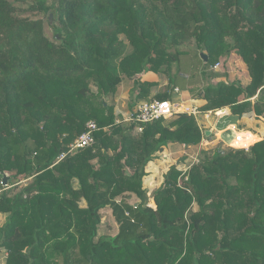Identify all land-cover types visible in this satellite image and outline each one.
Returning <instances> with one entry per match:
<instances>
[{
    "label": "trees",
    "instance_id": "trees-1",
    "mask_svg": "<svg viewBox=\"0 0 264 264\" xmlns=\"http://www.w3.org/2000/svg\"><path fill=\"white\" fill-rule=\"evenodd\" d=\"M27 7L0 0L5 264H264V140L247 150L201 149L188 182L178 186L172 166L148 197V163L170 144L199 145L204 134L185 112L138 132L117 123L121 115L106 102L129 88L133 112L142 101L169 100L175 87L194 91L200 83L190 56L209 71L236 54L249 83L203 85L200 110L264 119V0H34ZM31 12L52 15V38L43 20L26 17ZM174 67L180 74L172 78ZM149 74L166 79L162 92L152 94L159 81ZM90 121L94 144L56 162ZM106 210L114 235H99Z\"/></svg>",
    "mask_w": 264,
    "mask_h": 264
},
{
    "label": "crops",
    "instance_id": "crops-1",
    "mask_svg": "<svg viewBox=\"0 0 264 264\" xmlns=\"http://www.w3.org/2000/svg\"><path fill=\"white\" fill-rule=\"evenodd\" d=\"M190 56V59L187 60V63L194 64V66L197 69V74L199 76V83L198 86H193V88H196L194 91H190L191 86H189V89H182L180 86L175 87L179 90L178 93L173 91L171 92L170 99L181 103L182 107L186 108H194L198 109L200 112L197 116H195L196 122L199 125L201 132L204 134V138L208 141V144L204 148L199 149V145L197 146H185L190 147V150L188 151H197V149H207L209 147H214L217 145H220L222 148H229L230 145L234 143L236 138H239L235 141L236 147H244L251 142L248 147L245 148H239V149H245L247 150L250 146H252L254 143L264 140V119L262 117H257L253 113L244 114L242 116H234L231 114L229 108H224L225 115L223 117H216L215 115L206 116L203 111L200 109L205 105V100H203V93L198 91L203 87V85H214L219 82H223L225 84H230L233 82H240L242 85H247L249 83V76L247 73V69L245 64L241 61V59L236 55L232 54L230 58L224 63L222 62V65H225V68H222V65L217 69L209 70V71H203L202 65L198 62L197 59ZM203 73H205V79L203 77ZM184 77L187 79L188 75L184 73ZM149 81L157 82L159 81V86L153 90V95L162 92L165 88V85L167 84V81L165 78L157 77L153 74H149L148 78ZM125 91L126 99L123 101V104H120L117 99H114V104L116 112L121 115L122 119H124L129 113H131V110L128 108V100H129V88L125 89L122 87L120 90V93ZM255 99V98H254ZM252 99V100H254ZM138 104V103H137ZM133 106V110L135 109L136 105ZM224 125L223 127L219 128V125ZM208 132V135L206 133ZM228 133L231 134L232 139L230 141H226L224 139V136ZM245 138V139H243ZM202 139V140H203ZM184 146L182 145H168L162 152H164L167 155L166 160H161L160 153L156 155V157L148 163L146 166V176L143 178V185L142 188L146 191V193H149V196L153 193V191L157 188H159L163 183V177L168 172L170 167H172L174 164L178 162V158H176V155L180 153V151L183 149ZM161 152V153H162ZM170 154V155H169ZM150 166V167H149ZM149 168V169H148ZM155 168L156 173L161 175V180L157 187L154 188L152 182H148V178L150 176L154 178L156 176L154 174L153 169ZM158 176H156L157 178ZM135 197L130 196L127 197L126 200L129 203H132L134 201ZM135 203V202H134ZM137 203L134 204L136 206ZM195 209V208H194ZM65 214V211H64ZM105 219H103V224L105 223V220H108L110 222L109 224L114 223L112 219L110 218V210H106L104 212ZM5 214H0V228L3 226L6 220ZM107 218V219H106ZM115 225V224H114ZM6 260V252L2 249H0V264H5Z\"/></svg>",
    "mask_w": 264,
    "mask_h": 264
},
{
    "label": "built area",
    "instance_id": "built-area-1",
    "mask_svg": "<svg viewBox=\"0 0 264 264\" xmlns=\"http://www.w3.org/2000/svg\"><path fill=\"white\" fill-rule=\"evenodd\" d=\"M219 66L220 63H217L211 69L212 70L217 69ZM174 92L178 93L179 90L175 88ZM224 111L225 109H218L214 111L204 112V114L206 116L215 115L216 117H223L225 115V113H223ZM183 112L187 113L188 115H192L194 117L200 113L198 109L182 107L181 103L175 102L171 99L165 101H157V100L142 101L136 105L133 112L129 113L122 121H117V123L120 122L132 123L136 126L137 131L141 132L143 126L147 124H151L162 118H172L177 114ZM96 130H97V126L94 122L90 121L86 123L85 130L80 135L77 136V138L68 146V149L66 151L59 154L56 162H60L66 156L70 154H74L79 150L91 147L94 144L93 134L96 132ZM238 138H236V140ZM235 141L232 145H230V148L233 149L238 148L235 146ZM207 144L208 141L206 139L201 140V142L199 143V149L204 148ZM248 146L249 144L239 148L246 149V147ZM199 149H197V151L194 152L192 151V153H190V151H188L190 150V147L184 146L183 149L180 151L179 155L180 156L182 155L180 158L181 160H179L176 164L173 165L180 173L177 179L178 186H181L183 183L188 182L189 171L191 167L198 163L197 154L199 152ZM160 158L162 161L166 160L167 155L164 152H162L160 153ZM29 180L30 179H27L20 183H24ZM147 196L149 197V193L147 194Z\"/></svg>",
    "mask_w": 264,
    "mask_h": 264
},
{
    "label": "rangeland",
    "instance_id": "rangeland-1",
    "mask_svg": "<svg viewBox=\"0 0 264 264\" xmlns=\"http://www.w3.org/2000/svg\"><path fill=\"white\" fill-rule=\"evenodd\" d=\"M9 1L12 2V4L15 6V8L20 9V10H25V9H27V8H28L27 6L33 4V2H34V0H9ZM46 3H47V4H50V3H51V0H46ZM49 15H50V14H49ZM49 15L47 16V15L37 14V13L35 14V12H31V13H28V14L26 15V17H29V18H31V19H41V20H43L45 33H46V35H47L49 38H52V37H53V34H54V33H53V29H52V26H53L54 21H53V17H52L51 23H49V24L47 23V20H48V18H49ZM222 62H223V61H220L219 63L222 65ZM222 68H225V65H222ZM176 69H177V67H174V68L172 69V73H171L172 78H173L174 75L179 76V74H180V73H179L180 71H178V70H176ZM117 98H118L117 101H118L120 104H123V101H125V99H126L125 91L123 90V92L120 93V94L118 95ZM106 102H107L108 104H112V103L114 102V99H110V98H108V99H106ZM121 120H122V119H121ZM223 126H224V125L220 124V125H219V128H221V127H223ZM224 139H225L226 141H230V140L232 139L231 134L228 133L227 135H225V136H224ZM253 142H254V141H253ZM253 142H251V143H253ZM251 143H250V144H251ZM250 144H249V145H250ZM235 149H239V148H235ZM190 153H192V151H190ZM181 156H182V155H181ZM181 156H180L179 154L176 155V158H178V161L181 160V159H180ZM149 167H150V166H149ZM148 169H149V168H148ZM153 171H154V174H155L156 176H158V177L156 178V176H154L155 179H153V178L150 176V178H148V179H149L148 182H152L153 185H151V187L154 186V188H155V187L158 186V184H159V182H160V180H161V175H159V174L156 173L157 171H155V168L153 169ZM21 182H22V181H21ZM28 182H29V181L24 182V183H21V184H22V186H25L26 184H28ZM10 184L16 185V184H19V183H15L14 181H12V182H10ZM103 219H105V217H104ZM106 219H107V218H106ZM104 222H105V223L102 224L101 227H100V229H99V235H102V234L114 235V234L116 233V226L114 225V223L111 222V224H109L110 222H108V220H105Z\"/></svg>",
    "mask_w": 264,
    "mask_h": 264
},
{
    "label": "water",
    "instance_id": "water-1",
    "mask_svg": "<svg viewBox=\"0 0 264 264\" xmlns=\"http://www.w3.org/2000/svg\"><path fill=\"white\" fill-rule=\"evenodd\" d=\"M51 20H52V15L50 14L49 18H48L49 23H51ZM56 38H57V36H56ZM202 58H203L204 61L206 60V56L205 55H202ZM206 135H208V132L206 133ZM2 181H3L2 185L3 186H7V177L6 176L3 177Z\"/></svg>",
    "mask_w": 264,
    "mask_h": 264
}]
</instances>
